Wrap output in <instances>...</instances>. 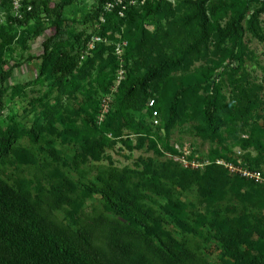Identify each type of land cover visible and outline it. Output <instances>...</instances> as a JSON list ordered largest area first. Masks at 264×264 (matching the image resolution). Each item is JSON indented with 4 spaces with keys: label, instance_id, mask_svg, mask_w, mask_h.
Here are the masks:
<instances>
[{
    "label": "rangeland",
    "instance_id": "rangeland-1",
    "mask_svg": "<svg viewBox=\"0 0 264 264\" xmlns=\"http://www.w3.org/2000/svg\"><path fill=\"white\" fill-rule=\"evenodd\" d=\"M27 1L0 0V70L4 63L19 65L0 110V190L6 188L21 211L3 223L14 245L0 236V264H40L18 247L37 234L103 264H176L171 253L184 264H232L210 228L228 219L244 228L241 249L264 261V0H208L202 8L220 29L208 37L197 35L201 0H108L89 22L98 0H73L63 9L64 36L53 49H73L89 37L74 87L46 73L35 79L39 61L27 57L40 54L44 37L32 42L14 22ZM155 2L162 3L161 19L136 18L132 38L162 28L166 33L158 35L165 39L197 37L200 54L166 69L151 98L126 108L122 89L142 75L147 54L126 49L124 17ZM243 10L239 44L231 49L225 28ZM181 75L199 77L202 86L181 98L168 120L167 93ZM214 86L210 101L221 110L210 133L201 110ZM120 116L128 128H116ZM39 117L44 122L32 142L18 130ZM144 125L148 135L134 134ZM102 193L134 203L159 239L116 215ZM168 212L201 236L181 231Z\"/></svg>",
    "mask_w": 264,
    "mask_h": 264
},
{
    "label": "trees",
    "instance_id": "trees-1",
    "mask_svg": "<svg viewBox=\"0 0 264 264\" xmlns=\"http://www.w3.org/2000/svg\"><path fill=\"white\" fill-rule=\"evenodd\" d=\"M73 0H28V9L21 11L20 17L14 19V22L23 27L27 33L30 34V41H34L37 38L44 37L41 43V52L39 55L33 57L28 55L27 60L39 61L34 65V70H38L35 79L42 76L44 73L49 75L53 80L59 82H66L70 87H74L73 72L80 69V58L83 56L87 49V37L85 40L78 42L73 49H63L55 51L53 45L57 38L64 36V30L59 25L62 18V12L64 7L69 6ZM108 0H98L96 7L88 17V22L96 20L102 13V6ZM208 0H201L199 4L198 12V29L197 35L199 37H208L209 33L215 32V36L220 29L218 27H212L211 21H214V15L210 11V18L205 15V9L202 5ZM248 2L252 0H247ZM161 2H155L153 5L148 6L147 11L141 15L132 10L130 15H125V20H128V26L124 31V36L127 40L126 49L129 51H136L140 57L142 54H147L146 62L143 65V73L141 76L135 78L122 89V100L124 107L129 108L135 105H142L144 102L151 98L153 93L158 91L156 87V81L163 76L166 69L170 67H179L180 64L188 63L194 56L200 54L199 42L197 37L189 38L191 41H187L183 38H177L175 40L165 39L158 33L165 34L166 31L161 28L160 31L149 33L141 31L139 36L132 38V27L136 22V18H146L152 16L157 23L162 17ZM146 5H148L146 3ZM224 13L227 9H224ZM207 14V13H206ZM244 14V10L228 22L225 33L227 36H231L230 47L235 49L238 47L239 39L237 37V28L240 20ZM129 16V17H128ZM128 17V18H127ZM133 23V24H132ZM52 27L54 32L48 34L49 28ZM183 35H187L184 33ZM196 35V36H197ZM206 46L203 44V50ZM152 56H156L154 59ZM89 64L88 61H84V67ZM4 68L0 70V110L2 107V97L4 91L8 85V81L11 77L12 70L19 67L17 64L4 63ZM176 89L169 91L167 94V117L171 119L175 114V108L181 98H184L189 93H193L197 88L202 86V81L199 77L193 75H181L177 77ZM121 88V87H120ZM216 94L215 86L211 88V95L208 98L201 110V120L210 133L214 132L215 124L219 120L220 107L210 100L213 95ZM45 117H39L37 123L30 129L20 128L18 132L25 135L30 141L37 142L38 130L41 127L40 124L44 122ZM119 122L116 128H128L124 121L119 117ZM121 122V123H120ZM136 135H148L149 128L143 126L142 129H134ZM105 203L116 215H119L130 225L139 227L143 230V233L150 239L158 240L157 230L151 225H148L146 220L148 217L141 219L139 216L143 215V212L134 204L128 201H113L112 197L106 193H102ZM126 200V199H125ZM17 203L11 200V196L8 195V190L3 188L0 190V210H4L6 214L0 213V236L4 237L10 245H14L13 236L10 234L11 230L8 229L3 223L10 224L13 215H18L19 208ZM15 206V207H14ZM172 222L184 232L192 233L196 236H201V232L196 228L185 223L178 215L168 212L167 213ZM12 215V216H11ZM213 229L212 236L221 245L223 254L232 262V264H264V261L249 255L241 249V243L245 239V231L241 222L237 220H227L224 225L210 227ZM26 241L18 245V247L24 251L27 255L36 258L40 264H103L100 259L91 257L85 251H78L65 248L51 237H42L41 235H35L34 237L26 235ZM171 257L175 260L176 264H184L180 257L171 253Z\"/></svg>",
    "mask_w": 264,
    "mask_h": 264
},
{
    "label": "built area",
    "instance_id": "built-area-1",
    "mask_svg": "<svg viewBox=\"0 0 264 264\" xmlns=\"http://www.w3.org/2000/svg\"><path fill=\"white\" fill-rule=\"evenodd\" d=\"M29 8V7H28ZM152 104H153V101L152 100H150L149 102H148V108H149V114L151 115V119H152V122H153V124H157V119H156V112L154 111V110H152ZM106 103L104 104V106H103V108L105 109L106 108ZM103 109V110H104Z\"/></svg>",
    "mask_w": 264,
    "mask_h": 264
},
{
    "label": "crops",
    "instance_id": "crops-1",
    "mask_svg": "<svg viewBox=\"0 0 264 264\" xmlns=\"http://www.w3.org/2000/svg\"><path fill=\"white\" fill-rule=\"evenodd\" d=\"M33 44H35V43H33ZM33 46V45H32Z\"/></svg>",
    "mask_w": 264,
    "mask_h": 264
}]
</instances>
